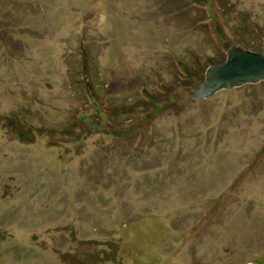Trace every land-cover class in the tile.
Returning <instances> with one entry per match:
<instances>
[{
	"label": "rangeland",
	"instance_id": "374dc122",
	"mask_svg": "<svg viewBox=\"0 0 264 264\" xmlns=\"http://www.w3.org/2000/svg\"><path fill=\"white\" fill-rule=\"evenodd\" d=\"M230 46L264 0H0V264H264V80L184 72Z\"/></svg>",
	"mask_w": 264,
	"mask_h": 264
},
{
	"label": "water",
	"instance_id": "95a60500",
	"mask_svg": "<svg viewBox=\"0 0 264 264\" xmlns=\"http://www.w3.org/2000/svg\"><path fill=\"white\" fill-rule=\"evenodd\" d=\"M263 80L264 51L258 53L230 46L226 59L206 70L204 80L191 97L202 99L212 96L221 89L228 90L235 86Z\"/></svg>",
	"mask_w": 264,
	"mask_h": 264
},
{
	"label": "trees",
	"instance_id": "16d2710c",
	"mask_svg": "<svg viewBox=\"0 0 264 264\" xmlns=\"http://www.w3.org/2000/svg\"><path fill=\"white\" fill-rule=\"evenodd\" d=\"M220 63V62H219ZM218 63V64H219ZM184 72H186L187 74H186V76H185V78H186V80L187 81H192V82H202L204 79H203V76H202V78H200L198 75H196V74H194V73H191L190 71H188L185 67H184ZM86 83H87V89L90 91L89 93H90V97H91V99H93L94 101H96L95 99H94V96L92 95V93H91V84L89 83V82H87L86 81ZM161 91H162V94H164L165 95V100H167V101H165V102H168V101H170V102H173L174 103V100H173V98H172V96H173V94L171 93V90L170 89H168V88H165V87H161ZM144 95L148 98V103H150V104H152L153 105V111H157L158 109H159V104H157V101L155 100V98L153 97V96H150L148 93H146V92H144ZM97 102V101H96ZM98 104H100V102H97ZM96 103V104H97ZM102 106V105H101ZM101 106H98L99 108L101 107ZM98 111H99V114H98V117L100 118L101 116H102V114H101V109H97ZM159 110H163V107L161 108V109H159ZM105 114H106V118L108 119L107 120V123L109 122V121H112V115L109 113V112H104ZM117 114H119V115H125V114H128V112L127 111H124V112H119V113H117ZM86 117V114H82L81 116H80V118H79V120H78V122H82L83 120H84V118ZM100 126H103L102 124H100ZM106 126V125H105ZM118 132H127V129H125V130H122V131H118Z\"/></svg>",
	"mask_w": 264,
	"mask_h": 264
}]
</instances>
